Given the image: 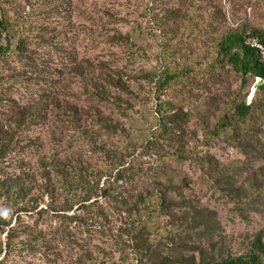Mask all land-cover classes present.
Returning <instances> with one entry per match:
<instances>
[{
    "label": "rangeland",
    "instance_id": "obj_1",
    "mask_svg": "<svg viewBox=\"0 0 264 264\" xmlns=\"http://www.w3.org/2000/svg\"><path fill=\"white\" fill-rule=\"evenodd\" d=\"M41 1L9 0L11 5L25 7L26 13H34L27 26L32 37L29 62L37 73L29 72L33 82L27 87L0 85V118L9 116L11 98L25 105L47 94L67 95L70 78V98L80 110H89L90 114L83 117L82 128L96 129L90 116L101 111L114 123L119 121L122 131L98 134L95 143L89 141L88 131L86 135L67 131L63 142L56 145L47 126L35 128L27 139L35 140L37 146L30 151L18 148L9 155L6 165H11L7 172L19 170L20 164L39 166L40 158L53 154L55 146H61L57 149L62 157L81 154L88 168L106 175L110 174L109 164L115 156H127V162L139 156V171L128 187L143 186L155 195L152 168L160 162L158 155L173 153L180 144L175 135H169L170 124L165 127L158 121L156 105L168 100L175 110L181 106L188 117V123L181 127L188 134H184L181 143L194 148L195 155L207 154L214 161L204 171L189 160L167 159L169 174L179 180L187 178L184 196L175 199L196 204L202 221L190 224V216L183 222L184 215L174 209L171 218L158 211L147 222L148 228L141 230L144 238L151 236L155 252L167 257L168 264H187L193 255L198 261L200 255L193 253V248L200 237L205 256L241 255L258 233L262 232L264 238V98L258 89L260 81L250 79L240 90L239 75L228 65L214 63L216 42L204 29L212 17L213 5L222 10L221 19L226 26L245 24L264 31V0H189L192 6L183 23H176L165 14L168 3L178 0H51V6L59 3L64 7L44 16L43 24L50 28L46 35L54 34L60 39L59 43L54 40L50 44L35 36L41 23L38 17L46 10ZM18 59L11 55L0 72H12L13 67L22 69L25 62ZM72 68L76 70L71 71ZM82 68L96 78L110 73L130 80L132 93H122L129 104L118 107L95 101L79 76ZM168 70L173 75L171 84L158 100L156 88ZM255 98L261 104L256 117L228 126L219 137L209 136V127L231 109L235 99H245L249 104ZM106 175L102 182L108 178ZM44 199L37 210L23 212L17 225L22 230H40L48 245L40 241L34 247L19 246L5 260L6 264H154L158 260L155 255L140 263L132 241L135 234H130L126 224L127 213L105 202V198L100 197L98 204L103 209H85L75 204L72 209L59 212L50 207V198ZM5 240L6 232L0 231V242Z\"/></svg>",
    "mask_w": 264,
    "mask_h": 264
},
{
    "label": "trees",
    "instance_id": "obj_2",
    "mask_svg": "<svg viewBox=\"0 0 264 264\" xmlns=\"http://www.w3.org/2000/svg\"><path fill=\"white\" fill-rule=\"evenodd\" d=\"M40 4H44L46 10L45 12L42 11L38 17L41 23L36 27L38 33L35 36L42 39L44 43L50 44L54 40L59 43V36L46 35L50 28L43 23L46 20L44 18L45 14L48 17L52 13L60 12L59 8L64 6L59 3L51 6V0H42ZM191 6L189 0H178L172 5L168 3L165 14L176 23L177 21L183 23L187 21L186 16H188V10ZM24 9L25 7L22 8V6L11 5L9 0H0V68L8 62L11 55H16L21 63L25 62L22 69L18 70L13 67L10 68L12 72L8 70L0 72V85L19 84L29 86L33 82V76H29V72L37 73L34 65L29 62V59H31L29 44L32 37L28 34L30 27L27 26L34 13L32 11L26 13ZM212 9V17H209V23L204 29L211 34L216 42L217 56L214 63L216 62V64L222 66L228 65L233 72L239 75L240 90L248 85L250 79L252 81L260 79L258 89L264 98V63L261 61L257 50L245 44L248 32L260 36L264 41V31L257 28L251 29L245 24L226 26L221 19L223 17L222 10L213 5ZM193 19L191 18V20ZM47 36L49 37L47 38ZM75 63L73 62V64ZM7 65L10 66V63H7ZM77 65L83 66L79 63ZM73 69L75 68H72L71 71ZM83 71H80L79 76L83 77L85 81V91L89 95H94L93 99L95 101L117 105L118 107L129 104V101L123 98L122 93H132L130 80H126L122 75L116 77L110 73L107 75L102 73L103 78L101 79L100 77L91 76L89 71L87 73L84 69ZM72 73L74 72H70V75L73 78L75 76ZM172 77L173 75L169 70L164 73L160 85L156 88L158 100L161 99L164 91L170 86ZM71 80L68 78L66 84L68 96L55 95L51 97L47 94L44 98L33 100L25 105H19L11 98L9 116L4 119L0 118V231L6 232L5 242H0V256L4 253V257L0 259V264H6L5 260L19 246L34 247L40 241L43 244L46 242V245H48L45 238L40 235L42 233L40 230H22L20 225H17V220L21 217V214L37 210L45 201V196L50 198V203H48L57 212L70 210L75 204H80V207L85 209H103L98 204L100 197L105 198V202L112 203L116 208L127 213L126 224L130 227L128 228L130 234H135L132 241L140 263L145 262L146 258H153L156 255L158 260H155L154 264H168L167 257L159 256V251L155 252L152 247L151 236L144 238L141 230L148 228L147 222L151 221L153 213L158 211L170 217L174 216L173 211L176 210L184 215L185 220L183 222H187V217L190 216V224H195V222L200 224L202 212L197 209L196 204L189 205L181 199H175L176 196H184L187 189L185 187L187 178L182 177L179 180L176 175L169 174L167 159L189 160L201 165L200 167L204 171L214 161V158L207 154L201 157L195 155L194 148L190 147L188 143H181L184 142L182 139L184 134H188L181 128L183 123H188L187 114L180 110L181 106L176 107L178 110H175L168 100H163L156 105L158 121L165 127L170 124L172 133H169V135H175L180 144L173 153L158 155L160 162L157 164V168H152L154 170L152 182L156 189L155 195H152L143 186H139L140 188L137 185L132 188L128 187L133 179L132 177L139 171L136 169L139 156L134 157L130 162H127V156H115L114 160H111L112 163L109 164L110 174L107 173L106 175L102 171L96 173L92 167L88 168L81 154L79 157L74 154L62 157L60 149H57L61 146H55L53 154L44 155L40 158L39 166L32 168L20 164L18 166L19 170L7 172V167L11 165L10 163L6 165L9 155L18 151V148L30 151L37 146L35 140L27 139V134L35 128L47 126L48 131L51 133V140L56 145L63 142L64 133L67 131L83 133L84 135L88 131L89 141L94 143L98 134L105 135L122 131L119 121L114 123L111 117L106 116V113L103 114L101 111L90 116L91 121L97 125L96 129L94 127H91V130L82 128L83 117L90 114L89 110H80V107L70 98L68 89L70 90L71 85H73ZM35 81L37 80L35 79ZM76 93L78 94V92ZM256 99L249 104L245 99H235L231 109L223 113L222 118L218 120L216 125L209 127L207 130L209 136L219 137L221 131L228 126L238 125L249 118L256 117L255 111L261 107L260 102ZM149 146L150 144L147 148ZM134 153L135 151H132V155H129L133 156ZM158 153L159 151H157ZM107 156L111 157V154L108 152ZM102 174L108 176L103 182ZM178 227H180L179 224ZM201 239L200 237L198 244L193 248V253L198 252L200 259L197 261L196 256L193 255L187 264H264V238L262 232L258 233L250 243L248 251L241 255L229 254L222 256L213 253L210 256H205V247H203Z\"/></svg>",
    "mask_w": 264,
    "mask_h": 264
},
{
    "label": "built area",
    "instance_id": "obj_3",
    "mask_svg": "<svg viewBox=\"0 0 264 264\" xmlns=\"http://www.w3.org/2000/svg\"><path fill=\"white\" fill-rule=\"evenodd\" d=\"M245 44L248 47L257 50L261 61L264 63V41L261 39V37L248 32L245 38ZM257 80L260 81V79Z\"/></svg>",
    "mask_w": 264,
    "mask_h": 264
}]
</instances>
